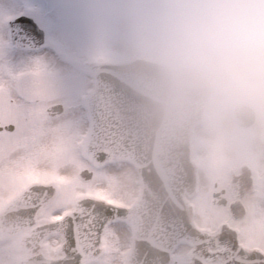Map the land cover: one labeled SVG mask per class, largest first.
Instances as JSON below:
<instances>
[{
  "label": "snow or ice",
  "instance_id": "1",
  "mask_svg": "<svg viewBox=\"0 0 264 264\" xmlns=\"http://www.w3.org/2000/svg\"><path fill=\"white\" fill-rule=\"evenodd\" d=\"M18 22L0 7V264H264V184L243 208L220 189L190 218L152 216L111 175L78 85L26 54Z\"/></svg>",
  "mask_w": 264,
  "mask_h": 264
},
{
  "label": "clouds",
  "instance_id": "2",
  "mask_svg": "<svg viewBox=\"0 0 264 264\" xmlns=\"http://www.w3.org/2000/svg\"><path fill=\"white\" fill-rule=\"evenodd\" d=\"M130 54L181 109L264 101V0H123Z\"/></svg>",
  "mask_w": 264,
  "mask_h": 264
},
{
  "label": "water",
  "instance_id": "3",
  "mask_svg": "<svg viewBox=\"0 0 264 264\" xmlns=\"http://www.w3.org/2000/svg\"><path fill=\"white\" fill-rule=\"evenodd\" d=\"M19 21L16 27L36 41L32 48L40 46L43 31L27 16H19ZM89 72L94 89L86 99L97 117L100 143L109 160L127 159L140 174L142 192L136 204L161 220L188 218L182 198L194 188L188 129L199 120L202 109L162 104L151 86L149 70L137 59L93 65ZM234 117L239 127H247L254 111L240 105Z\"/></svg>",
  "mask_w": 264,
  "mask_h": 264
},
{
  "label": "rangeland",
  "instance_id": "4",
  "mask_svg": "<svg viewBox=\"0 0 264 264\" xmlns=\"http://www.w3.org/2000/svg\"><path fill=\"white\" fill-rule=\"evenodd\" d=\"M0 7L13 10L15 15L25 13L36 19L45 30L48 46L26 54L43 56L70 80L74 79L83 95L92 88V80L86 73L91 63L134 58L128 50L120 17L123 0H0ZM57 51L63 57L57 56ZM68 55L74 56V66L58 64V59L66 62ZM240 102L244 101L205 110L190 135L191 158L198 176L195 193L185 196L190 217L197 210L195 203L206 197L209 181L216 176L225 179L228 169L237 168L244 160L249 164L258 161L257 154L250 155L257 149L259 133L264 128V101L254 104L259 112L258 121L246 130L238 129L232 116L233 107ZM250 137H255V144L248 143ZM243 152L247 154L245 159ZM212 164L218 171H208L213 168ZM111 165V175L134 202L140 192L136 169L124 161L111 162Z\"/></svg>",
  "mask_w": 264,
  "mask_h": 264
},
{
  "label": "flooded vegetation",
  "instance_id": "5",
  "mask_svg": "<svg viewBox=\"0 0 264 264\" xmlns=\"http://www.w3.org/2000/svg\"><path fill=\"white\" fill-rule=\"evenodd\" d=\"M255 103L256 101H250ZM259 138V147L256 151L258 156V161L254 160L251 162L250 169V180L251 185L248 191L243 192L240 200L244 201V199H249L253 196L258 187L264 184V129L260 133ZM231 174L229 175L230 178ZM220 189H224L225 192L222 194V198L229 199V203L234 201L232 191L227 187V180H223L222 178H217L212 182H208V186L206 188V192L210 195L213 192H219Z\"/></svg>",
  "mask_w": 264,
  "mask_h": 264
}]
</instances>
